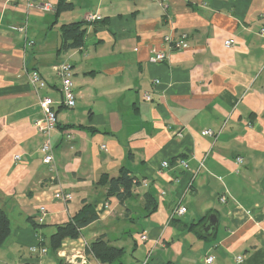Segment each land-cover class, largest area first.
I'll return each instance as SVG.
<instances>
[{
  "label": "crops",
  "instance_id": "1",
  "mask_svg": "<svg viewBox=\"0 0 264 264\" xmlns=\"http://www.w3.org/2000/svg\"><path fill=\"white\" fill-rule=\"evenodd\" d=\"M56 1L0 0V209L10 226L0 264H104L86 252L100 235L124 248L113 264H264V0H69L57 16ZM75 21L82 47L58 50L60 25ZM166 34H185L183 46L170 49ZM153 50L166 58L151 62ZM63 62L72 108L59 103L53 67ZM33 72L46 83L38 91ZM43 95L54 100L55 172L34 125ZM120 169L138 181L122 200L101 180ZM57 188L71 199L53 198ZM83 204L97 218L54 251L56 225Z\"/></svg>",
  "mask_w": 264,
  "mask_h": 264
},
{
  "label": "trees",
  "instance_id": "2",
  "mask_svg": "<svg viewBox=\"0 0 264 264\" xmlns=\"http://www.w3.org/2000/svg\"><path fill=\"white\" fill-rule=\"evenodd\" d=\"M71 8L69 0H57L54 11L56 16L65 10ZM87 23V21H85ZM61 44L58 50H69L80 48L84 42L85 27L84 22L75 21L60 25ZM108 180V194H113L122 200L127 195L131 194L134 185L138 183L126 169H120L117 176L106 178V175L101 177V180ZM148 210H153L155 202L150 194L145 196ZM97 218L94 207L91 204H83L82 207L69 218L65 223L56 225L54 232L49 237V246L54 251L58 250L60 244L65 238H77L80 236V230L87 224ZM10 226L9 220L5 212L0 209V245L9 235ZM86 252H90L92 256L104 264L118 263L124 252L123 247L115 246L104 239L102 235L96 237L91 243ZM60 264H65L60 261Z\"/></svg>",
  "mask_w": 264,
  "mask_h": 264
},
{
  "label": "built area",
  "instance_id": "3",
  "mask_svg": "<svg viewBox=\"0 0 264 264\" xmlns=\"http://www.w3.org/2000/svg\"><path fill=\"white\" fill-rule=\"evenodd\" d=\"M31 5V4H29ZM39 8L42 11H51L52 10V5L48 2L46 3H41L39 4ZM89 20H94L95 15H89ZM16 30L20 33L25 34L26 31V26H18ZM261 36L264 38V27H261L259 30ZM185 39V34H180L178 36H172L171 34H166L163 36L164 42L169 45L170 49H179L183 46V41ZM31 41L26 42V44H31ZM226 46L231 45L230 40L225 41ZM166 58V54L162 51H157L153 50L152 56L150 57L151 62H161ZM54 72L56 76L60 79V94H61V99L59 101L60 105H63L68 108H72L75 105V93L73 89V83H72V66L68 62H63L60 63L56 66L53 67ZM28 80L30 85L33 87L35 91H38L39 89L43 88L46 86L45 81L43 78L40 76L39 73L33 72L28 76ZM154 83L157 84L158 80H154ZM145 99H150L149 94L144 95ZM42 117L39 119H35L34 125L36 129L46 135V139L43 141L41 144L40 150L43 154L42 157V162L47 166L48 170L50 172H55V163L53 159V154L50 146V141H49V133L50 131L55 127L56 125V114L55 110L53 108L54 105V100L47 95H43L39 97L38 100ZM202 134L207 135V136H213L214 132L210 129H203ZM69 137V135H68ZM104 147V146H102ZM14 159H19V155H15ZM237 161L241 162L242 159L241 157H237ZM182 166L187 167L186 163L182 160L179 162ZM161 166L163 168H168L169 164L168 162L164 161L161 163ZM143 185H146V183H143ZM53 198L60 200V201H67L71 199V195L67 192L62 191L61 189L57 188L53 192ZM225 196H221L220 200L224 201ZM104 208L108 207L107 203L103 204ZM39 212L41 215H45L46 213V208L44 206H39ZM185 212V208L183 206H177L175 207L173 214L175 215H182ZM147 239V235L144 233H141L139 235V241H145ZM41 252H45V248L40 249ZM149 255L140 263V264H147ZM212 260V256H207L206 261L210 262ZM242 257L238 256L237 257V262H241Z\"/></svg>",
  "mask_w": 264,
  "mask_h": 264
},
{
  "label": "water",
  "instance_id": "4",
  "mask_svg": "<svg viewBox=\"0 0 264 264\" xmlns=\"http://www.w3.org/2000/svg\"><path fill=\"white\" fill-rule=\"evenodd\" d=\"M216 217L214 214H210L207 218V222H208V227L209 228H214L215 227V224H216Z\"/></svg>",
  "mask_w": 264,
  "mask_h": 264
}]
</instances>
